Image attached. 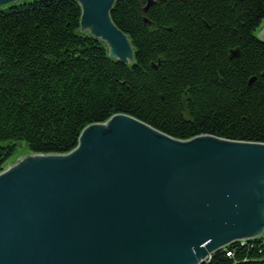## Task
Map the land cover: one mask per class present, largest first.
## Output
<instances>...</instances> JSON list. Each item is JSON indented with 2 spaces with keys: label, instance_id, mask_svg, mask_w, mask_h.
Returning a JSON list of instances; mask_svg holds the SVG:
<instances>
[{
  "label": "trees",
  "instance_id": "obj_1",
  "mask_svg": "<svg viewBox=\"0 0 264 264\" xmlns=\"http://www.w3.org/2000/svg\"><path fill=\"white\" fill-rule=\"evenodd\" d=\"M115 0L110 17L134 61L80 29L76 0L0 9V171L19 148L66 153L115 113L177 139L264 143V0ZM237 49L238 55L231 56ZM203 264H264V235Z\"/></svg>",
  "mask_w": 264,
  "mask_h": 264
},
{
  "label": "water",
  "instance_id": "obj_2",
  "mask_svg": "<svg viewBox=\"0 0 264 264\" xmlns=\"http://www.w3.org/2000/svg\"><path fill=\"white\" fill-rule=\"evenodd\" d=\"M76 1L80 29L132 63L115 0ZM256 36L264 42V20ZM262 235V142L177 139L115 113L86 125L70 151L29 153L0 171V264H203Z\"/></svg>",
  "mask_w": 264,
  "mask_h": 264
},
{
  "label": "rangeland",
  "instance_id": "obj_3",
  "mask_svg": "<svg viewBox=\"0 0 264 264\" xmlns=\"http://www.w3.org/2000/svg\"><path fill=\"white\" fill-rule=\"evenodd\" d=\"M85 31H87L89 33L88 29H86ZM29 153L30 152H28L25 149H23L22 146H19V148L17 149L16 153L5 162L4 168L9 167L10 165L14 164L17 160L21 159L25 155H28Z\"/></svg>",
  "mask_w": 264,
  "mask_h": 264
}]
</instances>
